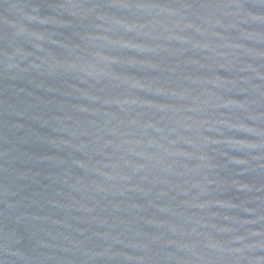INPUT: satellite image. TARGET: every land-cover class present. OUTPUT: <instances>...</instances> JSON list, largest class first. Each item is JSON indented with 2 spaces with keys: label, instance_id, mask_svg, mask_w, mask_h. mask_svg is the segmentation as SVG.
Instances as JSON below:
<instances>
[{
  "label": "water",
  "instance_id": "1",
  "mask_svg": "<svg viewBox=\"0 0 264 264\" xmlns=\"http://www.w3.org/2000/svg\"><path fill=\"white\" fill-rule=\"evenodd\" d=\"M0 264H264V0H0Z\"/></svg>",
  "mask_w": 264,
  "mask_h": 264
}]
</instances>
